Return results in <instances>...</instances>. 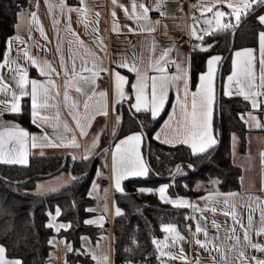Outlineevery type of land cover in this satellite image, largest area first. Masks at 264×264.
<instances>
[{"label":"crops","instance_id":"1","mask_svg":"<svg viewBox=\"0 0 264 264\" xmlns=\"http://www.w3.org/2000/svg\"><path fill=\"white\" fill-rule=\"evenodd\" d=\"M23 1V6L16 11L13 32L7 39L4 55L0 61L4 62L7 59V63L0 67V113H2L0 114V132H6L18 126L30 134L27 145V162L32 155L59 154L78 159L94 156L95 153L102 150L99 152L100 163L94 168L87 191L91 199V204L87 208L89 215L83 220L86 225L97 230L96 238L92 240L89 235L81 234L79 249L90 259V264H97L93 255L100 259V264H104V257H107V264H113L111 221L118 208L114 204L112 194L122 191L124 179L136 177L133 175L125 176L119 181L120 190L116 189L112 158L116 145L130 135H140L138 152L143 166L147 171L148 168L142 151V134L138 131L118 137L108 149L103 150L107 144L108 107L110 106L111 109V127L114 121L117 123L119 119L116 109L118 104L129 101L132 110L136 111L132 107L136 103V93L132 85L136 83L137 77L135 72L129 71V67L135 66L149 77H159L161 73L154 71L150 64H155L157 60H160V57L167 50V56L160 61L161 66L165 69L164 74L168 77L179 76V79L174 80L167 89L163 106V109L166 106L167 109L164 117L153 131L152 137L166 145H185L192 153L188 145L177 142L178 136L174 129L179 128V122L182 119L180 107L186 103V93L190 110L192 94L201 84L200 77L201 75L207 76L208 60L214 56L221 58L219 54L208 55L204 70L198 74L194 85H191L190 52L208 46L202 42L203 37L206 36L205 29L208 27L203 23V20L211 18L212 13L201 15V9L206 5L207 0H197L200 3L197 8L189 7L182 0H115V2L113 0H83V3L81 0H63L65 5L63 10L60 8L61 0H47V3L46 0ZM158 2L160 3L159 9L156 8ZM133 3L136 5L137 17L141 16L143 11L140 8L141 4L148 9L146 20L129 18L133 13ZM29 5H31L30 9ZM49 5H51V10ZM69 8L74 10L69 11ZM81 8L85 9L84 13L77 11ZM217 8L225 13L231 11L224 4L217 5ZM161 12L164 15H161ZM32 13L36 14L38 24L32 21ZM261 15H264V11L258 17ZM223 22L236 24L235 18L231 16L226 17ZM114 24L116 31H113ZM39 29L43 30L46 39L41 36ZM193 30L202 39L194 38L192 36ZM262 31L264 28L257 33L254 46L236 48L231 51L228 71L220 82V90L223 95L225 86L229 85L227 78L232 73V61L238 59L235 56L236 52L252 49L253 55L256 57L255 69L259 73V33ZM16 37L19 40L15 39ZM183 37L198 41L197 46L188 48L180 45L179 40ZM58 46L59 52L57 51ZM25 51H27L28 57H25ZM31 59H36L38 66H33ZM220 60L213 65L212 135L215 140L213 110L216 101L217 71ZM45 61L55 71L50 72L47 76H42L38 69L43 67ZM62 62L64 64L63 69L61 68ZM73 62L75 63V76L73 75ZM93 64H95V69H93ZM125 64L127 66H121ZM83 67L97 71L98 75L94 78V83L91 72L83 71ZM65 70L68 73L67 76H65ZM22 72L27 73L29 80H37L38 83L45 84L49 88L48 107L38 109L35 118L36 123H33L32 117L30 83L25 86V92L28 95H24L18 101L21 106L20 111L13 112L11 110V104L14 102L13 93L17 96L20 95L21 89L16 81ZM106 72L110 76V92L108 94L105 84H96L97 78L104 76ZM116 74L125 78L126 83L123 84L125 99L116 95ZM80 77H88L89 79L85 80ZM49 79L55 84L54 88L48 84ZM185 81L187 82V89L185 88ZM66 82L71 83L66 87ZM147 83L149 87L146 92L150 99L151 80ZM76 87H79L81 91L77 92ZM229 87L231 95L228 97L237 96L243 99L242 96L237 95L234 82ZM65 92L69 97L67 101L64 99ZM100 93L106 95L102 97L99 95ZM89 97L92 99L89 100ZM43 99L41 97V102ZM258 99H264V97ZM86 100L89 103L87 110L84 108ZM24 102L28 104L27 120L30 126L20 117ZM245 102L247 109L239 113V118L246 130L243 148L240 147L236 134L232 133L230 138V160L240 169L238 189L218 191L215 187V181L212 179L196 183V188L202 190L197 195L171 196L166 189L165 196L168 199L188 202L186 206L180 207L187 209L185 219L186 222L188 219H192L193 228L189 234H185L176 223L169 222L161 225V230L166 225L174 226L184 239L173 242L172 234L162 230L161 236L155 239V241L160 242V251L155 245L160 264H255L253 257L256 260H264V252L257 251L244 241L245 230H247L252 244L264 246V235H257V230L261 226V212L264 211V190H262L264 185L261 182L262 170H264V164L261 162V153H264V104H261L259 109H253L249 101ZM73 105L76 107L73 108ZM147 113L152 117L150 111ZM249 113L257 118L262 127H255V122L249 119ZM73 116L79 120L83 128V135H81V128L76 126V120L73 119ZM41 117H47V119L42 120ZM65 126H67V131H65ZM45 135L49 138L48 140L43 139ZM31 136L37 137L36 147H32ZM73 138L78 147L60 146L63 144L71 145ZM49 140L52 142L51 144ZM165 140H168L169 143H164ZM5 147L7 149L10 145ZM100 165L105 168V173H102ZM181 170L183 169L180 168L177 171L185 172H181ZM55 174L59 177L54 179L55 181L49 182L51 185L52 182H57L58 188L56 190L70 182L71 177L68 175L67 169H61ZM102 178L106 179L104 186H102ZM51 185H47L46 188H51L49 187ZM163 186H167V184L160 183L154 188L144 187L140 190L143 189L144 192L153 191L160 199L158 189ZM42 190L36 193H42ZM229 193H236V195L228 196ZM225 200H227V205ZM191 207H196L200 211L191 212ZM233 207L236 213L235 220L231 215L223 214L224 212L231 214ZM57 209L59 208L54 206L46 212V225H52L49 227L51 234L47 241L49 250L46 264H87L77 258L73 263L68 261L67 255L72 251L73 246L70 241L60 236L59 232L66 230L69 227V222L59 219V215H56ZM212 209H215V212ZM249 215L252 216L250 229L248 227ZM86 221H93V223H86ZM213 222L218 227H214ZM61 224L68 227L59 228ZM197 226L202 230L198 234L196 233ZM233 229H235L234 232ZM205 232L207 238L204 235ZM232 236L238 238L239 243L235 239L229 238ZM197 240L205 243L206 248L197 244ZM214 245L219 247V252L213 250ZM68 246L71 247V251ZM161 251L171 253V256H162ZM241 251L244 253L243 259L239 257ZM221 254L226 259L222 260ZM5 257L9 260H19L18 258ZM123 264L137 263L125 262Z\"/></svg>","mask_w":264,"mask_h":264},{"label":"trees","instance_id":"2","mask_svg":"<svg viewBox=\"0 0 264 264\" xmlns=\"http://www.w3.org/2000/svg\"><path fill=\"white\" fill-rule=\"evenodd\" d=\"M23 4V0H0V61L7 39L13 32L16 11ZM263 11L264 3H255L248 14L241 17L231 51L256 44L257 33L264 28L258 20V15ZM233 28L204 36L202 42L208 45L207 50L197 49L190 52L192 86L198 74L204 70L208 55L219 54L222 59L228 51ZM230 53L221 66L220 82L228 71ZM116 109L121 113V121H117L111 138L114 137L118 125L116 139L133 131L141 133L142 130L145 134L144 137L141 133L142 151L145 155L147 147L149 167L144 176L124 179L122 191L112 194L114 204L121 213L114 215L111 221L112 263L160 264L153 241L161 236V225L164 223H176L187 234V209L162 202L155 192H144L140 189L154 188L160 183H166L169 195L192 196L202 191L196 188L197 182L210 179L215 181L218 191L238 189L240 169L230 160V138L232 133L236 134L240 147L243 148L246 130L239 113L247 109V104L240 97L224 96L220 90L213 110L216 144L205 153L197 155H193L185 145H166L152 137L167 106L155 118L147 112L132 110L129 101L118 104ZM27 112L28 104L24 102L20 117L29 125ZM99 154L95 158L91 156L75 159L70 169L73 177L70 182L47 193L34 192V180L59 168L62 155H32L25 165L0 163V245L5 249V256L18 258L21 264H46L49 250L47 241L51 234V229L46 225V212L57 206L60 209L59 219L69 222V227L59 232L73 246L67 255L68 261L73 263L77 258L90 264V259L83 252L74 255V250L80 248L81 234L89 235L92 240L96 238L97 230L86 225L83 220L89 215L87 208L91 199L87 191L94 168L100 163ZM70 162L71 157L66 156L61 169H67ZM178 163L179 169L185 172L177 171L170 175ZM101 168L102 173H105V168ZM86 171L88 172L84 174ZM104 185L106 179L102 178V186Z\"/></svg>","mask_w":264,"mask_h":264},{"label":"snow or ice","instance_id":"3","mask_svg":"<svg viewBox=\"0 0 264 264\" xmlns=\"http://www.w3.org/2000/svg\"><path fill=\"white\" fill-rule=\"evenodd\" d=\"M115 2V0H113ZM47 3V0H46ZM81 3H83V0H81ZM255 3H264V0H207L206 5L201 9V15L203 16L204 13H212L211 18H205L203 20V23L206 24L208 27L205 29V34L209 35L216 31H224L229 28H233L236 25L239 24L241 17L246 16L248 12L251 10L252 5ZM224 4L229 8L231 11L229 13H225L224 11H221L217 8V5ZM65 7L63 0H61L60 8L63 10ZM160 3L158 2L156 5V8L159 9ZM49 8L51 10V5H49ZM136 5L133 3V13L131 18H138V19H147V13L148 9L141 4L140 8L143 10L141 16H136L135 11ZM215 9V11H214ZM69 11H73L74 9L69 8ZM77 11H80L81 13L85 12L84 8L77 9ZM115 15V13H113ZM161 15H164L163 12H161ZM234 17L236 21V25H233L231 23L223 22L226 17ZM32 21L34 23L38 24L37 16L35 13H32ZM259 23L264 25V15H261L258 17ZM40 30V34L45 39L47 38L44 35V32L42 29ZM113 31H116V25L113 26ZM131 31V29H130ZM192 36L197 39H202V37H198L195 30L192 32ZM15 39L19 40L18 37ZM82 43V42H81ZM59 46L57 48V51L59 52ZM201 51H206V48H201ZM259 73H257L255 69L254 61L256 57L253 55L252 49H244L243 51H238L235 53V56L238 59H233L232 61V73L228 76V82L229 85L225 86L224 95L229 96L231 95L230 91V85L234 82L235 87L237 89V95L242 96L245 101H249L251 103V107L253 109H259L261 104H264V99H258L261 97H264V31L259 33ZM168 52L167 50L164 52V54L160 57V60H157L155 64H150V67L156 71L161 73L159 77L157 76H151L149 77L145 73H142L138 68L135 66L129 67V71H133L136 73V83L132 85V88L134 89L136 96L135 100L136 103L132 105V107L135 108L137 112H140L141 110L148 112H151V115L153 118H155L159 112L163 109L166 95H167V89L169 86H171L172 82L176 79H179V76L177 77H168L165 75V69L161 66L160 61L164 60V58L167 56ZM25 57H28L27 51L24 52ZM221 58L219 56H214L210 58L207 62L208 64V73L207 76L201 75L200 80L201 84L197 87L196 92L192 94L191 99V107L189 110L188 104H187V93L185 95V101L186 103L182 104L180 107L181 111V121L179 122V128L174 129V132L177 133L178 136V143H183L188 145L191 148L192 154H202L205 153L209 148H211L213 145L216 144V140L212 135V109H213V101H214V92H213V73L214 68L213 65L218 62ZM7 63V59H5L4 62H0V67H3L4 64ZM14 63V62H13ZM31 63L33 66H38V62L36 59H31ZM121 66H127L121 65ZM61 68H64L63 62L61 63ZM93 69H95V64H93ZM93 69H88L87 67H83V71L91 72V77L94 78L98 75L97 71ZM39 74L42 76L49 75L50 72L55 71L50 67L48 62H44L43 67H39ZM68 73L65 70V76H67ZM73 75H76L75 72V63L73 62ZM81 79H89L88 77H80ZM15 79V77H14ZM151 80V92H150V99L149 95L146 92V89L149 87L147 81ZM115 92L118 97L121 99H125V95L123 92V84L126 83L125 78L123 76H120L119 74H116L115 76ZM258 81V82H257ZM19 88L21 89L20 95L17 96L15 93H13V103L11 104V110L13 112H19L20 111V104L18 101L23 97L24 95H28L27 92H25V86L30 83L31 85V106H32V117H33V123H36V116L38 114V109L40 108H46L48 107V97H49V88L42 83H38L37 80H29L27 73L22 72V74L19 75V79L16 81ZM71 82H66V87ZM48 84H51L52 87H55V84L52 82L51 79L48 80ZM185 88L187 89V82L185 81ZM76 91L80 92L81 89L79 87H76ZM58 94V93H57ZM95 95V93H93ZM100 96H105V93H100ZM41 97H43V102H41ZM68 94L65 92L64 99L68 100ZM89 100L92 99V97L88 98ZM76 105H73V108H75ZM84 108L87 110L89 108V103L86 100L84 102ZM2 114V113H0ZM106 114V113H104ZM249 119L253 122H255V127L260 128L262 125L257 121V118L252 115L251 113L248 114ZM42 120H46L47 117H41ZM73 119L76 120V126L78 128H81V135L84 134L83 128L79 122L78 119H76L75 116H73ZM65 131H67V126H65ZM29 133L24 131L23 129L16 126L14 129H9L6 132H0V163H7V164H26L27 163V145L29 140ZM43 139L48 140L49 138L47 135L43 137ZM235 139V138H234ZM36 140L37 137L31 136L32 141V147H36ZM141 140L140 135H130L126 137L124 140H121L119 144L116 145L115 151L112 153L113 158V173L116 179V189L120 190V183L119 181L123 179L127 175H133V176H143L146 175L147 169L143 166V162L139 156V143ZM164 143H169L168 140L163 141ZM49 143L52 142L49 140ZM6 145H10L6 149ZM57 146V145H52ZM60 146H76L75 139L73 138L71 145L63 144ZM87 157H85L86 159ZM261 162L264 164V153H261ZM179 167V166H178ZM191 167V166H189ZM262 185H264V170H262V177H261ZM167 186H163L158 189L160 199L164 201L165 203L172 204L173 206H186L187 201L185 200H170L165 196ZM262 190H264V187H262ZM141 191H144L143 189ZM219 195V193H217ZM236 193H229L228 196H235ZM208 199H211V197H208ZM225 204L227 205V200H225ZM213 212H215V209H212ZM59 209H57L56 215L58 216ZM120 211L117 209L116 215H120ZM224 215L228 216L231 215L232 218L235 220L236 213L233 207V211L231 214L228 212H224ZM102 219V218H101ZM86 223H93V221H86ZM238 223V221H237ZM214 227H218L215 225V222H213ZM252 226V216L249 215L248 218V227L249 229ZM48 227H52L51 224L48 225ZM68 226L66 225H59V228H66ZM243 227V225H241ZM162 230L166 233L172 234V240L175 242L176 240L184 239V237L180 236V234L176 231L175 227L172 225H166L162 227ZM202 230L199 226L196 228V233H200ZM235 229H233V232ZM205 237L207 238V233H204ZM257 235H264V211L261 212V226L257 230ZM230 239H235L237 243H239L238 238L235 236L229 237ZM244 241L245 243L249 244L250 247L256 249L257 251L264 252V246L260 244H252L248 235V231L245 230L244 234ZM51 243V241H49ZM153 243L157 246V250L160 251V242L153 241ZM197 244H199L201 247L206 248V244L202 243L201 241L197 240ZM69 247V250L71 251V247ZM213 250L219 252L220 249L218 246H213ZM231 251V249H229ZM163 255H169L171 256V253H164L161 251L160 253ZM239 257L241 259L244 258V253L241 251L239 253ZM175 258V257H172ZM93 259L97 261V264H100V259L97 258L95 255H93ZM104 264H107V257H104ZM221 259H226L223 254H221ZM253 260L255 261V264H264V260H256L255 257H253ZM0 264H21V261L19 260H9L5 257V249L0 246Z\"/></svg>","mask_w":264,"mask_h":264},{"label":"water","instance_id":"4","mask_svg":"<svg viewBox=\"0 0 264 264\" xmlns=\"http://www.w3.org/2000/svg\"><path fill=\"white\" fill-rule=\"evenodd\" d=\"M240 21H241V20H240ZM239 23H240V22H239ZM235 25H236V24H235ZM238 25H239V24H238ZM238 25H236V26L233 28V30H232L231 37H230V44H229V47H228V51L224 54V56H223L222 59L220 60L219 66H218V71H217V88H216V98H217V99H218V97H219V92H220V72H221V66H222V64H223V62H224V60H225V58H226V57L229 55V53L231 52L232 45H233L234 34H235V31H236V28H237ZM118 115H119V119H118V120H119V122H120V121H121V113L119 112ZM118 130H119V125H118V129H117V131H116L114 137H112L111 140H110V141L104 146L103 150L107 149V147L110 146V145L114 142V140L116 139V135H117V133H118ZM141 133H142L143 136L145 137V134H144V132H143L142 130H141ZM101 151H102V150H100V151H98L97 153H95L94 156H93V158H95V157L99 154V152H101ZM65 157H66V155L63 156V159H62V162H61L59 168L55 169L53 172H51V173H49V174H46V176L51 175V174H53V173L59 171V170L64 166V164H65ZM144 159H145V162H146L147 167H149L148 164H147V147H146V153H145V155H144ZM74 160H75L74 157H72V158H71V162L69 163L68 168H67L68 175H69L71 178H73V177H72V175H71V171H70V169H71V167H72V164H73ZM178 166H179V163L175 165V167H174V169H173V171H172V173H171L170 175H173L174 173L177 172V170L179 169ZM87 172H88V171H86L84 174H86ZM190 211H191V212H198V211H200V209H198V208H196V207H191V208H190ZM80 253H81V251H80L79 248H76V249L74 250V254H75V255H76V254H80Z\"/></svg>","mask_w":264,"mask_h":264},{"label":"built area","instance_id":"5","mask_svg":"<svg viewBox=\"0 0 264 264\" xmlns=\"http://www.w3.org/2000/svg\"><path fill=\"white\" fill-rule=\"evenodd\" d=\"M184 1L189 7L197 8L200 6V3L197 0H182ZM31 8V5H29V9ZM180 45L188 48H194L197 46L198 41L194 39H190L188 37H183L179 40ZM96 84H105L107 94L110 92V76L109 73L106 72L104 76L98 77L96 80ZM111 134H112V127H111V109L110 106L108 107L107 111V143L111 140ZM109 146L107 147V149ZM186 229L187 233H190V230L193 228V222L192 219H188L186 222ZM189 264V263H187Z\"/></svg>","mask_w":264,"mask_h":264},{"label":"rangeland","instance_id":"6","mask_svg":"<svg viewBox=\"0 0 264 264\" xmlns=\"http://www.w3.org/2000/svg\"><path fill=\"white\" fill-rule=\"evenodd\" d=\"M115 126H116V123L114 121V124L112 125V133L113 131L115 130ZM184 171V170H181V172ZM57 173V172H56ZM57 174L53 173L52 175L50 176H42V177H38L34 180V183H35V187L32 189L34 192H39L40 190H42L41 192L42 193H47V192H50V191H54L56 190V188H58V185H57V182H52V185L50 184L51 182L49 181H55L54 179H57ZM47 185H51L49 187L51 188H46L48 187Z\"/></svg>","mask_w":264,"mask_h":264}]
</instances>
